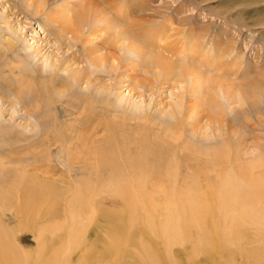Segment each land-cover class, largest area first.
Segmentation results:
<instances>
[{"label":"rangeland","instance_id":"374dc122","mask_svg":"<svg viewBox=\"0 0 264 264\" xmlns=\"http://www.w3.org/2000/svg\"><path fill=\"white\" fill-rule=\"evenodd\" d=\"M123 1L124 5L132 0ZM103 2L0 0L3 174L13 177L20 167H25L29 178L25 177L22 183L32 178L39 182L42 177L53 181L55 188L77 182L87 193L98 192L101 187L97 181L81 167H100L97 162L101 163L104 155L109 157L106 151L115 142L117 147L123 146L128 161L134 154L137 155L133 159L137 157L147 165L149 160L153 164L158 161L157 166L165 160L158 167L160 179L169 182L170 187L176 179L178 184L183 181L182 189H192L200 203L209 208L215 204L212 193L216 185L228 179L222 176L226 169L239 179V174H243L264 185V0H136L139 10L128 9L121 30L132 28L131 24H154L158 38L154 36L157 39L153 38V44L146 45L144 51L159 56L155 58H168L174 67L189 66L206 76L202 78H208L203 81V94L201 90L196 93L184 81L181 84L178 68L166 76L154 64L119 49L122 41L100 22L105 16L89 6L92 3L108 14L109 6H103ZM114 3L121 4L119 0ZM68 10L71 11L67 13ZM212 66L217 67L218 73L213 72ZM218 87L234 96L217 99ZM140 131L143 133L139 140ZM78 135L83 137V144L74 141ZM134 138L138 139L137 146L131 142ZM142 148L143 152L146 148V153L150 152L145 153L147 157ZM97 149L100 155L95 156ZM67 163H72L71 173ZM35 165L48 168L49 174L44 175L43 169L31 170ZM107 177L103 172L100 178ZM134 180L143 182L140 176ZM170 187L164 190L169 191ZM101 206L105 211L118 210L110 203ZM15 208L0 211L2 223L9 230L18 221ZM203 211V228L198 232L205 234L199 250L202 255L192 256L194 241L191 235L185 236L184 241L181 239L184 245L172 249L176 264H264V233L254 238L253 228L245 227L238 238L223 242L221 236L230 230L228 219L215 217L213 221L211 210ZM22 231L15 238L18 247L25 251L34 249V233ZM156 239L149 235L142 244L150 247L147 246L150 254H166ZM138 241L136 238L129 248L122 246L123 252L128 253L120 254L123 264L133 262L139 253V248L134 247ZM84 253L77 250L70 259L76 263L85 257L91 262L93 254L90 258Z\"/></svg>","mask_w":264,"mask_h":264},{"label":"bare ground","instance_id":"6f19581e","mask_svg":"<svg viewBox=\"0 0 264 264\" xmlns=\"http://www.w3.org/2000/svg\"><path fill=\"white\" fill-rule=\"evenodd\" d=\"M115 1L118 0H104L103 6H109V8L107 7L108 11L105 9L109 12L108 14L102 13V10L93 6L92 3L89 4V6H91V10L94 8L95 11L97 10L96 14L99 12V14H101L100 16H105L100 22L104 24V29H110L111 32L113 31V33H116V36H113L117 37L119 42L122 41L119 49H125L129 55L142 62L147 60L148 63L154 64V67L162 69V73L166 76L171 75L169 73H172L178 68L176 70L178 71L177 75L179 77H177L182 81L181 84L184 81L187 85L192 87L196 93L201 90L203 94L205 91V83L203 84V81H208V78L203 80L202 78L206 76H201L200 73L191 69L189 66L174 67L172 65L173 63L168 58L162 56H160V58H155L159 56L155 54L151 55L152 52L144 51L146 45L149 46L151 45L150 43L153 44L155 41L153 38L158 36L153 23V25L131 24L130 27L132 28L121 30V21L127 16L128 9H131V11L139 10L136 6L138 3H135L136 0H132L130 3L124 5L122 4V2H124L123 0H119L122 5H114ZM242 1L237 0V2ZM63 5L67 6L65 3ZM127 6H129V8H127ZM70 7L72 6L70 5ZM62 8L64 9L65 7ZM70 11L71 10H68L67 13ZM111 12L112 15H109ZM68 17H70L69 14ZM105 18L107 19L105 20ZM139 43H141V45H139ZM222 55L223 53L219 56ZM93 63L95 62L91 61V64ZM99 64H101V62ZM212 69L213 72L218 73L217 67L212 66ZM208 72H212V70H208ZM222 87H224V85ZM222 87L221 89H223ZM221 89H219L220 92L216 95L217 99H219L220 96L225 97L233 94L232 92L226 93V90ZM194 91L192 90V92ZM213 100L217 101L214 98ZM142 133V131H140L139 134L137 132V136L139 135L137 138H139V140ZM166 134L165 132L164 135L166 136ZM137 138H134L132 141L130 140L132 144L137 142ZM82 139L83 137L78 135L74 141L83 144ZM130 141L128 140V143H130ZM138 143L140 142L138 141ZM146 143H148V141ZM113 144L114 146H111L112 148L106 151L109 157L107 158V156L104 155L101 159V163L99 161L97 162L100 167L97 165H92L90 167L82 165L83 167H81L89 177L93 176L95 181H97L96 184L101 187L98 192L94 190L87 193V189L85 190L82 184L77 182L69 184V186L66 185L65 187L60 186V188H55V183L53 181H49L42 177H39V182L32 178L22 183L26 181L25 177H28L27 171H24L25 167H20L22 169H20V171L18 170L17 174L13 175V177H9L10 175L3 174L4 165L0 163V211L2 212L3 210H8L11 206H15L16 216L18 218L16 224L9 230L7 226H4L2 223L3 215L0 214V264H121L122 257L120 254L126 253L123 252L122 248L132 247L136 238H138L139 241L138 243L135 242L134 247L139 248V253L136 255L137 257L135 256L136 258L133 257V262H130V264H176V260L174 261V259H172V249L177 245L183 246L184 242H182V238L185 236L189 237L191 235L192 238H189L192 239L191 241H194L192 243V256L196 258L202 255L199 254V250L202 248L203 242L201 243V239L205 234L202 236L204 231L201 234L198 232L203 228L201 226L204 212L203 208L211 210L213 221L215 217L228 219L227 223L230 225V230L227 234L225 233V236H221V241L223 242L227 241L228 243V241H232V237L238 238L245 227L253 228L252 231L255 232L253 233L254 238L264 233V185L260 184L258 180H249L247 178L250 176H246L247 178H245L243 174H239L241 175L239 179L237 174L227 171L226 169L222 173V176H228V179L216 185L214 194L212 193V199H214L215 204L209 208L200 203V197L196 195L191 188V190H188V188L182 189L183 181L178 184V180L176 179L177 183L171 182L170 187L169 182L165 183L164 179H160L158 167L160 164H163L165 160L160 162L158 166V161H155L153 164L149 160L148 164L150 163V165H147L142 162L143 160L137 157L133 159L135 155H137L134 154V157H131L132 160L130 159L131 161H128L126 158L127 155L125 156L123 149H121L123 146L120 148L119 146L117 147L115 142ZM132 144L130 143V145ZM69 145L71 146V144ZM140 145L142 146L144 144L140 143ZM140 145L138 149H140ZM149 145L147 147H150ZM77 148L76 146L74 147L76 151H80L77 150ZM146 149L144 150L145 152H143L142 148L144 154L146 153ZM71 150L73 151V149H70V152H72ZM125 150L127 151L128 149ZM137 153H139V151ZM148 153L150 152L148 151L146 154ZM97 154L98 149L94 152L95 156H97ZM103 154H105V152ZM148 155H146V157ZM139 157L142 158L143 156L140 155ZM144 158L145 156L142 159ZM148 158H151V156ZM120 160H123V164L120 163ZM67 164L69 168H67L68 172L71 173L72 163ZM251 168L253 169L254 167L252 166ZM40 169L44 170V175L49 174L48 168H42L37 165L32 166L31 170L38 172ZM247 171L249 170L245 172L247 173ZM103 172L107 173V176H109L105 179V183V180H101L100 178ZM246 173L244 174L246 175ZM123 175H129L130 177L127 180L121 178ZM135 176L142 177L143 182L141 183L139 180L136 182L134 180ZM136 179L138 178L136 177ZM84 183L86 186L89 185L86 181H84ZM251 183L252 185L250 186ZM169 187V191L164 190ZM66 199L67 202L64 203ZM103 203H110L113 207H117L116 209L118 210H102L100 207H102L101 205ZM59 206H62L61 210L58 208ZM59 210L62 211L61 215L58 212ZM140 226H142L144 230ZM216 227H219V225ZM23 229L30 230L34 233L36 246L32 250H21L17 245L15 238ZM149 235H153L154 238H157L156 240H159V242L161 241L159 245H162L163 252L166 254H150V247L148 245L149 248L147 246L145 247L142 244L143 240H149ZM186 237L184 239H186ZM77 250L85 252L84 254L86 255L93 254L91 262L85 257L76 263L72 262L70 256ZM130 255L131 254L127 256Z\"/></svg>","mask_w":264,"mask_h":264}]
</instances>
